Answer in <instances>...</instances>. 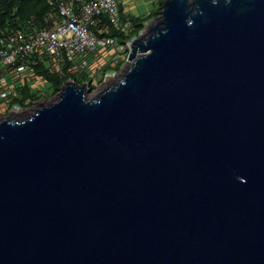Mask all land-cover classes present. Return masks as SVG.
<instances>
[{"label": "water", "instance_id": "95a60500", "mask_svg": "<svg viewBox=\"0 0 264 264\" xmlns=\"http://www.w3.org/2000/svg\"><path fill=\"white\" fill-rule=\"evenodd\" d=\"M119 79L0 119V264H264V0H162Z\"/></svg>", "mask_w": 264, "mask_h": 264}, {"label": "built area", "instance_id": "2783aa9c", "mask_svg": "<svg viewBox=\"0 0 264 264\" xmlns=\"http://www.w3.org/2000/svg\"><path fill=\"white\" fill-rule=\"evenodd\" d=\"M118 3L119 0H57L58 19L52 20L50 26L30 32L15 30L1 33L0 68L11 75V88L20 86L22 82L38 86L36 80L39 76L24 63L35 54L46 56L43 63L50 69H56L65 60L74 64L71 71H83L93 80L96 73L102 74L100 70L105 66L112 67L119 62L118 54L124 55L122 65L128 64L126 58L130 42L120 44L115 38L103 35L107 33V24L100 20L104 15L106 23L116 26ZM93 60L99 69L96 73L89 68ZM97 60L103 62L99 64ZM7 85L0 86V98L4 100L9 98L5 91ZM41 96L39 90L34 93L33 103ZM8 105L9 101L5 103L6 108ZM18 108L14 107L9 112Z\"/></svg>", "mask_w": 264, "mask_h": 264}, {"label": "trees", "instance_id": "16d2710c", "mask_svg": "<svg viewBox=\"0 0 264 264\" xmlns=\"http://www.w3.org/2000/svg\"><path fill=\"white\" fill-rule=\"evenodd\" d=\"M56 2L57 0H0V34L15 30L30 32L50 26L52 20L58 19ZM161 2L162 0H155L153 9L145 17L124 14L118 3L116 26L106 23L104 15L100 16L101 22L107 24V33L103 35L115 38L120 44L129 41L137 35L147 20L158 15ZM45 58L44 55L35 54L24 62L32 68L34 74L50 83L51 91L45 98L55 94L67 79H72L75 84L85 83L88 90L94 88L91 76L83 71H71L73 63L63 60L56 69H50L43 63ZM120 65L121 62H118L112 67L105 66L100 71L102 74L116 72ZM9 97L8 108L11 106L22 108L32 103L34 94L23 83L16 86Z\"/></svg>", "mask_w": 264, "mask_h": 264}, {"label": "rangeland", "instance_id": "374dc122", "mask_svg": "<svg viewBox=\"0 0 264 264\" xmlns=\"http://www.w3.org/2000/svg\"><path fill=\"white\" fill-rule=\"evenodd\" d=\"M148 21L149 20H147L145 22V24ZM117 57L119 59V62H121V65H120L119 69L116 72L107 73L108 75H105V76L102 75V74H100V73H96L95 74V77L96 78L92 82V83L95 84V86H94V88L92 90H88V89L86 90V92H85V97L86 98H89V97L94 96L101 89H103L104 87H106L109 84H112V83L116 82L119 79L118 73L121 72V69H124L127 64L125 66L122 65V62L124 61V55L123 54H118ZM46 86H50V84H46ZM46 86H45L44 82L39 81L38 82V86L37 87H34V89L37 88V90L40 91V94L43 95V97L41 96V98H37L35 100V102H38L37 104L35 102L34 103H31V104H29V105H27L25 107L16 109L15 112H13V111L9 112L15 106H11L10 108H6L5 101L2 100V102H0V106H1V109H4V110L6 109V112H4V114H1L0 113V119L3 116H8V117L15 116L16 118L26 117L30 113H32L35 108H38L39 107V103H45V102L54 100L56 98V93L53 94L50 97H46L45 98V96H48L49 95V92L47 91L48 88ZM1 109H0V111H1Z\"/></svg>", "mask_w": 264, "mask_h": 264}, {"label": "crops", "instance_id": "0c3cea01", "mask_svg": "<svg viewBox=\"0 0 264 264\" xmlns=\"http://www.w3.org/2000/svg\"><path fill=\"white\" fill-rule=\"evenodd\" d=\"M154 1L155 0H119V4L122 7V10L124 12V14H132V15H136V16H140V17H145L148 12H150L153 7H154ZM88 55V54H87ZM85 55V56H87ZM98 63L100 64L101 62H103L102 60H97ZM95 61L93 60L91 63H89V68L94 72H98L99 69H97L94 66ZM74 65V64H73ZM42 81L44 82L45 86L46 84H50L46 81H44L41 77H38V79L36 80V84ZM25 83L29 89L30 92H32L33 94L36 92H38L37 88L34 89L35 85L30 82H22L21 84ZM3 84H8L5 87V91L7 94H11L12 91L14 90V88L17 86L15 85L14 87L11 88V84H12V78L11 75L6 71V69L4 68H0V86ZM48 89L47 91L50 92L51 91V86H46ZM43 96V95H42ZM2 100L0 98V102H2ZM10 100V97L7 100H4L5 103L8 102ZM1 109V106H0ZM4 112H6V109H1L0 113L4 114Z\"/></svg>", "mask_w": 264, "mask_h": 264}, {"label": "flooded vegetation", "instance_id": "af4514ba", "mask_svg": "<svg viewBox=\"0 0 264 264\" xmlns=\"http://www.w3.org/2000/svg\"><path fill=\"white\" fill-rule=\"evenodd\" d=\"M32 103H33V101H32Z\"/></svg>", "mask_w": 264, "mask_h": 264}]
</instances>
